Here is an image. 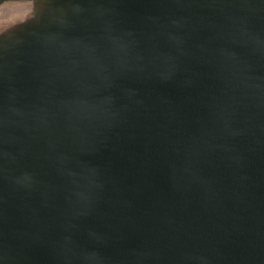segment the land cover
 Returning <instances> with one entry per match:
<instances>
[{"label": "water", "instance_id": "water-1", "mask_svg": "<svg viewBox=\"0 0 264 264\" xmlns=\"http://www.w3.org/2000/svg\"><path fill=\"white\" fill-rule=\"evenodd\" d=\"M0 39V264H264V0H47Z\"/></svg>", "mask_w": 264, "mask_h": 264}, {"label": "bare ground", "instance_id": "bare-ground-1", "mask_svg": "<svg viewBox=\"0 0 264 264\" xmlns=\"http://www.w3.org/2000/svg\"><path fill=\"white\" fill-rule=\"evenodd\" d=\"M47 0H0V39L39 19Z\"/></svg>", "mask_w": 264, "mask_h": 264}]
</instances>
